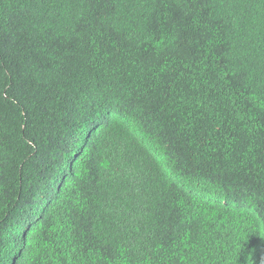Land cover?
Returning <instances> with one entry per match:
<instances>
[{
    "label": "trees",
    "instance_id": "obj_1",
    "mask_svg": "<svg viewBox=\"0 0 264 264\" xmlns=\"http://www.w3.org/2000/svg\"><path fill=\"white\" fill-rule=\"evenodd\" d=\"M0 264H264V0H0Z\"/></svg>",
    "mask_w": 264,
    "mask_h": 264
}]
</instances>
